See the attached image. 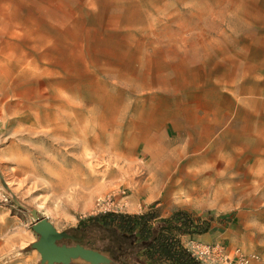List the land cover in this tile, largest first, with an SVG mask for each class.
Returning <instances> with one entry per match:
<instances>
[{"label": "rangeland", "instance_id": "1", "mask_svg": "<svg viewBox=\"0 0 264 264\" xmlns=\"http://www.w3.org/2000/svg\"><path fill=\"white\" fill-rule=\"evenodd\" d=\"M108 151L137 177L199 173L201 201L166 206L106 175ZM32 209L67 232L105 211L187 210L212 223L190 247L264 264V0H0V264H39Z\"/></svg>", "mask_w": 264, "mask_h": 264}, {"label": "trees", "instance_id": "2", "mask_svg": "<svg viewBox=\"0 0 264 264\" xmlns=\"http://www.w3.org/2000/svg\"><path fill=\"white\" fill-rule=\"evenodd\" d=\"M84 224L75 230L85 233L93 228L102 232L105 249L87 241L83 245L105 253L120 264H204L182 244L180 236L212 230L210 219H201L187 210H177L167 217L148 211H105L89 216ZM71 264L88 263L78 260Z\"/></svg>", "mask_w": 264, "mask_h": 264}, {"label": "bare ground", "instance_id": "3", "mask_svg": "<svg viewBox=\"0 0 264 264\" xmlns=\"http://www.w3.org/2000/svg\"><path fill=\"white\" fill-rule=\"evenodd\" d=\"M81 121V120H80ZM78 121V123L80 122ZM70 133V130L66 129ZM74 131L83 133V126L78 124L73 127ZM61 137V136H60ZM82 142V140H81ZM92 142L95 144L94 139ZM70 143L71 142H65ZM107 153V164H106V175L117 176L118 174H128L131 180H137L138 184H141L140 189H145L150 192L151 196H158L163 199L164 205L170 204H193L200 202L199 193L201 189L196 185L195 179L187 181L185 178L173 180L168 176L167 172L163 167H157L155 163V169L153 166H148V175L146 177L135 175V162L130 157L123 158L120 152L108 151ZM160 156L159 152L155 151L152 153V159H156ZM90 164V163H88ZM66 177V176H65ZM137 177V178H135ZM96 181V179H95ZM13 182V181H12ZM9 184V183H8ZM137 197L133 196L130 201V206H136Z\"/></svg>", "mask_w": 264, "mask_h": 264}, {"label": "water", "instance_id": "4", "mask_svg": "<svg viewBox=\"0 0 264 264\" xmlns=\"http://www.w3.org/2000/svg\"><path fill=\"white\" fill-rule=\"evenodd\" d=\"M33 231L38 239L31 244L40 254L39 264H71L78 260L88 264H120L105 253L80 243L67 245L65 240H77L67 231H58L46 217H39L35 209L30 211Z\"/></svg>", "mask_w": 264, "mask_h": 264}, {"label": "built area", "instance_id": "5", "mask_svg": "<svg viewBox=\"0 0 264 264\" xmlns=\"http://www.w3.org/2000/svg\"><path fill=\"white\" fill-rule=\"evenodd\" d=\"M189 250L204 264H261L260 257L254 252H246L240 247L228 252L215 242H197Z\"/></svg>", "mask_w": 264, "mask_h": 264}, {"label": "crops", "instance_id": "6", "mask_svg": "<svg viewBox=\"0 0 264 264\" xmlns=\"http://www.w3.org/2000/svg\"><path fill=\"white\" fill-rule=\"evenodd\" d=\"M166 162V161H165ZM167 163V162H166ZM182 178H185V177H182ZM191 179H195L196 181H195V183H196V185L197 184H200L201 183V181H200V175H199V173L197 174V173H195L192 177H191ZM180 180V179H179ZM200 181V182H199ZM210 238V234H209V232H207V233H204V234H200V235H182V236H180V240H181V242H182V244L187 248V249H190V245H188V241L189 240H198V241H205V240H208Z\"/></svg>", "mask_w": 264, "mask_h": 264}, {"label": "flooded vegetation", "instance_id": "7", "mask_svg": "<svg viewBox=\"0 0 264 264\" xmlns=\"http://www.w3.org/2000/svg\"><path fill=\"white\" fill-rule=\"evenodd\" d=\"M69 233L74 235L77 238V240H65L60 243H66L67 245H74L76 243H80L82 245L85 244V235H83V233H81L80 230L69 231Z\"/></svg>", "mask_w": 264, "mask_h": 264}]
</instances>
